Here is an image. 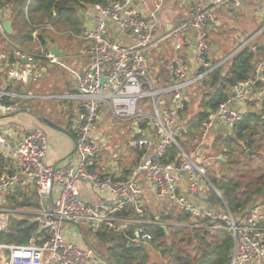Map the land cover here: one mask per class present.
I'll return each instance as SVG.
<instances>
[{"label": "built area", "instance_id": "obj_1", "mask_svg": "<svg viewBox=\"0 0 264 264\" xmlns=\"http://www.w3.org/2000/svg\"><path fill=\"white\" fill-rule=\"evenodd\" d=\"M3 1L0 0V15L9 12ZM166 1L108 0L91 7L95 16L83 35L70 34L72 39L87 43L83 49L86 68L83 73L74 74L79 114L71 119L76 148L73 156L61 165L48 166L44 160L48 141L39 130L21 137L16 131L0 130V155L9 162L0 175V234L7 232L12 217L28 216L32 211L38 223V235L32 236L26 245L0 244V264H107L90 247L80 246L66 235L64 224L76 225L78 229L87 226L94 228V232L120 233L128 244L148 246L152 240L149 229H164L167 225L151 216L147 197L157 206L169 203L193 221L178 228L229 232L233 240L230 264H264V207L253 206L242 218L233 216L207 180L200 153L208 137L229 133L250 110L258 112L264 101V59L257 63L251 79L225 91V101L202 123L194 139L195 149L186 152L176 141L177 118L184 109L183 90L245 48L259 53L258 48L264 45L257 44L254 36L250 43L243 42L213 65L208 24L219 25L214 17L220 10L228 19L234 18V12L245 0H178L177 6L184 7L187 16L178 25L169 24L163 30ZM29 3L30 0L26 8ZM255 4L264 6V0H255ZM32 28L35 43L39 27ZM46 28L56 33L50 25ZM190 32L193 36L187 37ZM0 36L6 39L1 25ZM166 43L172 48L170 84L156 89L147 68L146 53ZM38 51V55H33L14 49V61L7 72L9 82L30 86L37 75L46 71L40 61L63 65L50 55L49 45L39 46ZM6 57L0 51V61ZM23 59L26 64H21ZM201 70L206 72L198 74ZM17 97L0 91L1 115L18 109L12 102ZM21 97L33 98L24 94ZM234 104H242L248 111L239 113ZM103 112L117 122H132L137 127V135L127 142V147L139 154V163L128 178L90 171L98 143L105 145L97 137V124ZM172 148L177 150V159L166 161L165 155ZM24 183L34 188L38 207H7L5 199L18 184ZM82 183L88 186L94 201L81 197ZM206 186L213 189L222 208L205 204Z\"/></svg>", "mask_w": 264, "mask_h": 264}, {"label": "trees", "instance_id": "obj_2", "mask_svg": "<svg viewBox=\"0 0 264 264\" xmlns=\"http://www.w3.org/2000/svg\"><path fill=\"white\" fill-rule=\"evenodd\" d=\"M107 1L30 0L26 18L24 7L27 0H4L3 2L9 6L8 14L14 32L9 36L8 42L0 36V51L9 54L8 60L0 64V68L3 69L0 76L4 75L9 64L14 61L12 55L14 46L27 51L33 45L31 25L39 27L36 47L55 44L56 39L46 28L47 25L56 32L69 31L82 34L85 28L80 12ZM174 2L176 3L177 0ZM258 52L253 53L247 47L213 71L206 73L203 79L195 83L196 91L201 95V100L196 97L201 110L189 120L188 110L191 103L197 100L192 98L187 100L185 97L184 109L178 114L176 125L177 127L183 124V128L178 130L176 136L177 144L181 149L185 151L186 147L183 139L191 138L193 142L200 133L202 123L225 101V91L239 82L252 78L257 63L264 59V47L260 46ZM211 62L215 65L219 61ZM205 72L201 70L198 74ZM4 90L10 93H22V87L12 82H7ZM258 113L259 115L248 112L231 132L212 136L213 146H218L221 152L220 157L215 160L226 172L221 179L213 176L209 180L227 204L230 213L237 218H242L253 206L264 202V101ZM165 156L166 161H174L177 159V150L169 149ZM8 165V160L0 155V175L6 171ZM90 171L94 172V168ZM207 193L205 204L218 209L217 206L220 204L218 197L210 191V188L207 189ZM5 205L14 209L37 208L38 199L33 189L18 184L5 199ZM158 208L161 210L156 214L151 213L153 218L157 217L163 222L175 220L193 223L189 217L169 203H164ZM26 218L28 217L21 216L19 219L12 217L7 232L0 234V244L22 246L26 245L32 236L38 235L37 221H28ZM199 222L210 223L208 220H199ZM149 231L152 235L149 245L135 248L128 247L126 239L120 233L97 231L94 236L100 244H108L106 250L110 264H151L148 262V247H152L159 254L162 264H230L233 240L227 231L214 232L191 227L167 228L166 232L160 227H153Z\"/></svg>", "mask_w": 264, "mask_h": 264}, {"label": "rangeland", "instance_id": "obj_3", "mask_svg": "<svg viewBox=\"0 0 264 264\" xmlns=\"http://www.w3.org/2000/svg\"><path fill=\"white\" fill-rule=\"evenodd\" d=\"M178 7L177 6L172 7L169 5V2L167 3L165 12L163 13V20H162L163 30L169 24L171 26H176L178 23L181 22L180 20H182V16H184L183 15L184 10L182 9L179 10ZM214 21L218 22L219 25H212L210 23L208 24L209 26V30H207L208 44L210 50H212L213 46L219 45L221 57L225 56L226 54L227 55L225 57L230 55L243 42L250 43V40L253 39L254 36L257 37L256 38L257 44L260 43L264 45V33L262 32V30L264 29V6L256 5L255 0H245L244 4L240 7V9L234 12V18L232 19H228L221 10L217 11L214 17ZM62 35L64 34L61 33V34H57V36L54 35L56 41L61 40L69 44L68 40L70 38L68 39L66 35L65 36ZM38 48L39 47H36L35 44H33L29 49L27 48L28 49L27 51L26 50L24 51L26 53L29 52L30 54L38 55V53H40L38 51ZM80 53L82 52L80 51ZM213 55L216 56L214 53ZM171 58H172V48L170 43H166L164 46L163 45L159 46L157 49H154L146 53L148 69H149L151 81L154 84V88L163 89L168 86L165 83L166 82L165 80L167 79V77L169 78L170 75V70L168 67ZM151 60L152 63L150 67L149 62H151ZM69 62L72 61L70 60ZM40 65H42V61H40ZM64 65H68V62H64ZM59 66L62 68V70H64L63 65H59ZM67 78L68 76L66 75V73H64L63 71H59L55 79L48 78L46 80L45 79L43 80L42 77H39L37 80L31 81L32 83L30 84V86L32 88L31 87L30 88L32 89V91L34 89L35 90L34 92L40 95L58 93L60 92V90H62L63 92H67V89L65 88L66 86L65 82L67 81ZM1 79L3 80V82L2 84L0 83L1 84L0 88L4 86V83H7L6 81L7 78L3 74L1 75ZM196 89H197L196 84H194L183 90L187 100L188 99L190 100L191 98L193 100H197V102L191 103V106L188 110L189 120L194 114L200 112L201 110L200 106L198 105V99L201 100V95L197 93L198 91H196ZM196 97H198V99ZM30 99L32 100L25 103L27 110H29L28 113H30V111L33 114L39 113L44 117V119L47 118L51 121H58L64 119V116L67 117L69 116V114L74 113L72 109L66 110L64 104H61V102L58 103L57 101L52 99H46V100H37V98L34 99L30 98ZM33 116L35 118H38L36 115ZM104 128L105 127L102 128L100 127V129H104ZM176 128L178 132L180 128H183V124H181V126H177ZM123 129L126 130L127 127L124 126ZM103 133L104 135L102 134L101 138L104 139L101 140L105 142V145H101L100 143H98V150L102 148L105 149V152H101L102 155L101 157H103L102 164L103 163L106 164L105 154L109 153L112 155L114 154L119 156L118 160L123 165H127L129 161L126 160V157L129 156L130 154L132 155L133 153L128 149L126 145V141H127L126 134L122 132L121 128H117V129L107 128ZM183 141L186 142L185 151L187 152L192 151L197 146V144L194 145L195 143L194 141L193 142L191 141V138H185L183 139ZM200 153H202V155L204 153V158H207V160L203 158L204 160L203 164L207 172V180L210 182L209 179H211V177L213 176L216 177L217 179H221L225 174L226 170L223 167H221L220 164H218L215 160L216 158L220 157L221 152L218 146L216 147L213 146L212 136L206 139L204 145L201 147ZM241 159H243L242 156ZM208 188L209 187L206 186L204 191H206ZM210 191H213V189H210ZM206 194H208L207 191ZM259 205L261 207H264V202ZM217 207L222 208L220 204ZM151 208H152V213L154 214H156L158 210H161V208H158V206ZM31 209L35 210L33 207H31ZM15 217L16 219H19V217L17 216ZM27 217L28 218L26 219L28 221H36L35 211H32ZM164 222H166L167 225L166 229L167 228L181 229L178 228L180 225L188 224L187 222H184L185 224L183 223L177 224L176 223L177 221L175 220L164 221ZM63 227L66 231H68L66 232V235L68 234L69 236H72V239L76 242H79L81 245H83V247H87V246L90 247L97 254V256H99L102 259V261H104L105 263L107 264L111 263L108 260V251L106 250L108 244L106 243L100 244L99 242H97L94 236L95 233L94 228H89L87 226H79L78 229L76 225H72V224H64ZM147 251L149 254V260H148L149 263L151 264L163 263L159 254L152 247H148ZM0 254L2 255L3 253Z\"/></svg>", "mask_w": 264, "mask_h": 264}, {"label": "crops", "instance_id": "obj_4", "mask_svg": "<svg viewBox=\"0 0 264 264\" xmlns=\"http://www.w3.org/2000/svg\"><path fill=\"white\" fill-rule=\"evenodd\" d=\"M174 1H176V0H167L166 6H167L168 2H169V5L172 7L177 6V4H176L177 2L175 3ZM26 5H27V3H26ZM26 5L24 7V14L27 18L28 8H26ZM166 6H165V9H166ZM178 8H179V10H181V9L184 10V13H183L184 16H182V20H180L182 22L187 16L186 15V9L184 7H180V6ZM165 9H164V12H165ZM80 14L83 17L84 28L86 30L88 27H90L92 25L95 14L92 12L91 8L87 9L84 12H80ZM6 20L10 22L11 31H12L11 34H13L14 28H13V24H12V20L10 18V15L8 13H5L4 15H0L1 27H2V23ZM31 26H33V25H31ZM112 28H113V25H112ZM57 33H63L64 35H62V36L66 35V37H68V39L70 38L68 40L69 44H67L66 42H63L61 40L60 41L57 40L55 44H48L49 48L51 46H56L58 50L65 52L64 57H56V58H58L59 61L63 65H64V62H68V65H64V66H66L70 71L65 69V68H64V70H65L64 71V70H62V68L59 65H51V64H48L46 61H42V66H44L46 68V71L44 73H42L41 75L39 74L37 76H38V78L42 77L43 80L44 79L46 80L48 78L55 79L57 77V74L59 73V71H63L68 76L67 81L65 82L66 83L65 88L67 89V92H63L62 90H60V92H58V93H51L48 95H45V94L40 95V94H36V92H34L35 91L34 89L32 91V89H31L32 87L27 85V84L14 83V84H17V85L22 87V93L21 94L11 93V94L18 96L17 98H15L12 101L13 104L18 107V109L14 113H11L10 115H4L3 116L0 114V130L1 131L13 130V131L17 132L19 137H21L30 131L39 130L46 137V139L48 141V145H47V152H46V156H45L44 160L48 166L61 165L68 157L74 155V152H75L74 151V149H75V136H74L73 131H72L71 119H74V118L76 119L78 117V114H79L78 100L75 99V97L78 95V91L76 88V83H75L76 79H75L74 74L83 73V71L85 70L86 65H87V60H86V58L83 57V49L85 48L87 43H85L84 41L78 40V39L74 40L70 36V34H75V35L80 36V35H83V33L82 34H76V33L69 32V31H58V32L53 33V34L57 36ZM66 33H68V34H66ZM5 36H6L5 40L8 42L9 36H7V35H5ZM186 36L192 37L193 33L190 32ZM33 44H35V43L33 42ZM164 45L165 44H163V46ZM15 48H17V47L14 46L13 51ZM17 49H19V48H17ZM19 50L25 52L22 49H19ZM13 51H12V55H13ZM80 51L82 53H80ZM68 52H70V53H68ZM218 52H219V54H218ZM3 53H5V52H3ZM27 53H29V52H27ZM213 53L217 57L214 56ZM5 54L7 55V57L4 61H7L9 54L8 53H5ZM225 56H222V57L220 56V46L219 45L213 46L212 51L210 50L211 61H215V62L219 61L220 62L221 59L225 58ZM70 60L72 62H69ZM4 61H2V62H4ZM151 63H152V60H151V62H149V66L151 65ZM0 64H1V61H0ZM21 64H23L22 61H21ZM9 67H10V64H9L8 68L6 69V71L4 72V75L6 78H7V72L9 70ZM147 68H148V62H147ZM1 71L3 72V69L0 68V72ZM148 71H149V69H148ZM6 81L8 83H10L8 81V79H6ZM165 81H166L165 83L167 85L170 84V75H169V78L167 77V79ZM2 82H3V80L0 78V83L2 84ZM5 87H6V83H4V86L2 88H0V91L4 90ZM23 94L27 95L29 97H33V99L37 98V100L52 99V100L57 101L58 103L61 102V104H64L66 107V110L72 109L74 111V113L69 114V116H67V117L64 116V119H62V120L51 121V120L45 118L48 121H50L51 123H53L54 125H56L57 127L63 129L66 133L54 130V129L47 127L46 125L42 124L39 121V117L44 118L41 114H39V113L33 114L31 111H30L31 114L28 113L29 110H27L25 103L31 101L32 99L22 98L21 95H23ZM233 108L236 111H238L239 113H243V114L248 111L247 108L245 106H243L242 104H234ZM33 115H36L38 118H35ZM124 126L127 127L126 130L123 129ZM100 127L101 128L105 127V128L100 129ZM97 128H98L97 137H98L99 141L101 139H104L101 137H102V134L104 135L103 132L107 128H112V129L121 128L122 132H124L127 136L126 145H127V142L129 140L136 137V135H137V127L134 123H132V122H117V121L113 120L107 112H103L101 119L97 124ZM101 152H105V149L102 148V149L98 150L97 156L94 160V165H93L94 167L93 168H94L95 173H98L99 175H102V176L114 174V175H120L122 178H124V177L128 178L130 176L132 169L137 167V165L139 163V154L131 151L133 154L132 155L130 154L129 156L126 157V160L129 161V163L127 165H123L118 160L119 156L114 155V154L112 155L109 153L105 154L106 164H104V163L102 164V158L103 157H101L102 156ZM23 186L28 187L29 189H33V191H34V188L29 183H24ZM79 187H80L81 197L84 200H87V201H94L95 200V198L92 196L90 189L88 188L87 185L81 184V185H79ZM52 201H54V199H52ZM147 205H148L149 211L151 213H152L151 207H157V205H154L153 203H151V201H150V199H148V197H147ZM80 246H83V245L80 244Z\"/></svg>", "mask_w": 264, "mask_h": 264}, {"label": "water", "instance_id": "obj_5", "mask_svg": "<svg viewBox=\"0 0 264 264\" xmlns=\"http://www.w3.org/2000/svg\"><path fill=\"white\" fill-rule=\"evenodd\" d=\"M2 30L4 31L5 35H7V36H10L11 35L12 31H11V24H10L9 21L6 20V21H4L2 23ZM49 53L53 57H64L65 56V52L58 50L56 46H51L49 48ZM22 62H23V64H26L27 63V60L26 59H23ZM249 112H251V113H257L259 115V113L257 111H255V110H250ZM39 121L42 124L46 125L47 127H50V128H52L54 130H57V131H60V132H63V133H66L63 129L57 127L56 125H54L53 123H51L47 119H44L42 117H39ZM75 149H74V151H75ZM221 160L223 161V158H221ZM163 230L165 232L167 231L166 228H164ZM128 247L135 248L136 245L128 244Z\"/></svg>", "mask_w": 264, "mask_h": 264}]
</instances>
